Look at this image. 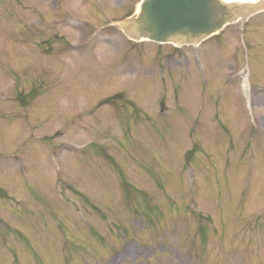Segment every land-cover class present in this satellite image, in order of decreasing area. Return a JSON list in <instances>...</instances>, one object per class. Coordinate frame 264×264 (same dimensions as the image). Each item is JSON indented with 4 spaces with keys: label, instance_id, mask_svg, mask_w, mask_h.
<instances>
[{
    "label": "rangeland",
    "instance_id": "1",
    "mask_svg": "<svg viewBox=\"0 0 264 264\" xmlns=\"http://www.w3.org/2000/svg\"><path fill=\"white\" fill-rule=\"evenodd\" d=\"M139 2L0 0V264H264V12L180 46Z\"/></svg>",
    "mask_w": 264,
    "mask_h": 264
},
{
    "label": "water",
    "instance_id": "2",
    "mask_svg": "<svg viewBox=\"0 0 264 264\" xmlns=\"http://www.w3.org/2000/svg\"><path fill=\"white\" fill-rule=\"evenodd\" d=\"M261 2L142 0L138 13L123 22V29L137 40L190 44L219 32L239 18H245L264 5Z\"/></svg>",
    "mask_w": 264,
    "mask_h": 264
},
{
    "label": "bare ground",
    "instance_id": "3",
    "mask_svg": "<svg viewBox=\"0 0 264 264\" xmlns=\"http://www.w3.org/2000/svg\"><path fill=\"white\" fill-rule=\"evenodd\" d=\"M223 1H226V2H231V1H248V2H256L258 0H223Z\"/></svg>",
    "mask_w": 264,
    "mask_h": 264
}]
</instances>
